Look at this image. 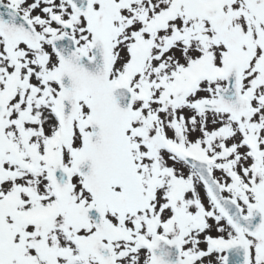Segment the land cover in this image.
I'll list each match as a JSON object with an SVG mask.
<instances>
[{
  "label": "snow or ice",
  "instance_id": "6c2138e0",
  "mask_svg": "<svg viewBox=\"0 0 264 264\" xmlns=\"http://www.w3.org/2000/svg\"><path fill=\"white\" fill-rule=\"evenodd\" d=\"M0 264H264V0H0Z\"/></svg>",
  "mask_w": 264,
  "mask_h": 264
}]
</instances>
